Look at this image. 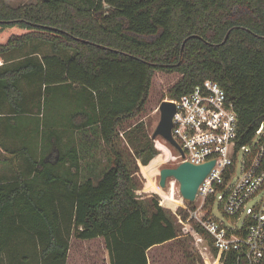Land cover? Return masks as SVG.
Returning <instances> with one entry per match:
<instances>
[{"label":"trees","instance_id":"trees-1","mask_svg":"<svg viewBox=\"0 0 264 264\" xmlns=\"http://www.w3.org/2000/svg\"><path fill=\"white\" fill-rule=\"evenodd\" d=\"M7 2L0 0V124L15 121L16 128L0 132V148L7 152V138L30 142L34 129L17 123L41 118L42 93L64 89L76 99L65 128L92 132L114 159L100 178L79 182L78 151L64 153L57 133L41 142L57 150L52 161V151L40 160L28 147L13 151L25 155L26 166L0 174V264H67L72 238H101L108 264H148L152 247L180 233L155 198L149 216L134 199L115 148L118 131L143 111L161 71L181 76L167 91L172 101L218 84L237 113L238 144H246L264 124V0ZM38 44L50 53L40 55ZM122 135L143 166L155 161L142 123ZM65 161L75 174L60 173Z\"/></svg>","mask_w":264,"mask_h":264},{"label":"built area","instance_id":"built-area-1","mask_svg":"<svg viewBox=\"0 0 264 264\" xmlns=\"http://www.w3.org/2000/svg\"><path fill=\"white\" fill-rule=\"evenodd\" d=\"M167 101L175 105L171 137L181 151L179 164L214 162L184 208L186 220L179 215L178 222L187 223L209 264H264V124L239 145L234 105L212 81ZM215 202L227 224L213 216Z\"/></svg>","mask_w":264,"mask_h":264},{"label":"rangeland","instance_id":"rangeland-1","mask_svg":"<svg viewBox=\"0 0 264 264\" xmlns=\"http://www.w3.org/2000/svg\"><path fill=\"white\" fill-rule=\"evenodd\" d=\"M35 1L36 0H8L7 3L12 7H16L24 4H32L35 3ZM37 46L40 55L50 53V49L47 46L39 44ZM180 77L178 73L161 71L154 73L148 100L143 111L134 119L122 124L118 131V138L115 144L117 152L122 155L124 163L130 170V176L133 181L131 193L134 199L142 206L144 212L149 216L153 212L151 202L152 199L155 198L162 206L164 212L173 220L180 233L177 241L162 246L152 247L147 252L148 264H190L184 260L183 254L186 253H190L195 264H209V260L206 256V262L203 260V251H199L195 245L194 239L189 235L187 223L181 224L177 220V216H182L184 214V208L187 204L179 195L178 183L174 179L168 178L164 188L159 186L160 170L164 168H175L179 164V153L166 141H163L160 137H156L154 140L151 139V143L154 150L157 152V158L147 166H143L140 160L136 159L133 148L128 145L122 135L123 131L126 129H131L136 124L142 123L146 134L151 138L159 121L158 107L162 101L169 100L167 91L180 79ZM66 92L67 91L64 89L59 91L57 89H48L46 92L42 93L40 100L42 106L41 118L24 116L21 118V121L17 123L19 129L28 126L34 129V138L27 143H23L24 141H16V144L28 147L31 155L36 154V160L43 159V157L47 156L52 151L48 158L52 161L57 150L55 148L52 149L51 143L48 145V142H45L46 144L41 142H44V138L42 140V137L47 138L57 133L59 147L64 153L67 149L69 151L72 147L76 148L78 151L79 163L78 172L76 174L77 177H79V182H83L87 179L96 180L111 167L114 158L107 147L95 138V134L92 132L88 130L76 131L73 128H67L68 130L66 131L63 130V128H65V118H63L65 112L68 111L67 116L69 117L76 102V99L71 97L69 92ZM3 121L5 122V120ZM4 122L0 124V132L4 130ZM29 128L26 129L29 130ZM9 131V129H6L5 134H10ZM18 146L7 149L6 153H2L0 148L1 175L10 176L12 171L18 173L26 166L25 155L22 156L17 154L15 153L16 151L10 153V151L17 150ZM58 170L63 175H67V172L73 171L67 161H65L63 167H60ZM213 216L227 224L226 219L223 218L218 210L217 202L213 205ZM179 243L182 244L181 247L178 246ZM68 264H108L103 240L98 238L91 241H79L72 238L70 240Z\"/></svg>","mask_w":264,"mask_h":264},{"label":"water","instance_id":"water-1","mask_svg":"<svg viewBox=\"0 0 264 264\" xmlns=\"http://www.w3.org/2000/svg\"><path fill=\"white\" fill-rule=\"evenodd\" d=\"M159 121L151 136L154 140L156 137L162 138L171 147L181 154L180 148L171 137L172 117L175 113V105L170 101H162L158 107ZM214 162L202 165H192L190 163H180L175 168H164L159 172V186L164 188L168 178L174 179L178 183V191L182 200L192 203L199 185L209 173Z\"/></svg>","mask_w":264,"mask_h":264},{"label":"crops","instance_id":"crops-1","mask_svg":"<svg viewBox=\"0 0 264 264\" xmlns=\"http://www.w3.org/2000/svg\"><path fill=\"white\" fill-rule=\"evenodd\" d=\"M3 128L6 130V129H9L10 131V134H12L13 132L12 131H14V129L16 128V126H15V123L14 122H4V125H3ZM63 130L64 131H66V130H68L67 128H63ZM58 131V130H57ZM18 137V136H17ZM3 141H5L4 143H3V146L4 147H6L7 149H9V148H15L14 146H18L19 144H14L13 143V141L11 140V138H7L6 140H3ZM40 146V145H39ZM19 147H23V146H21V145H19L18 146V148H17V150H21V148H19ZM17 150H13V151H17ZM13 151H10V153H12ZM1 152L2 153H6V151L2 148L1 149ZM57 161V160H56ZM55 161V162H56ZM70 173V174H69ZM75 173V171L73 170V171H70V172H67V175H72V174H74ZM99 239H101V238H99ZM67 264H68V259H67Z\"/></svg>","mask_w":264,"mask_h":264},{"label":"flooded vegetation","instance_id":"flooded-vegetation-1","mask_svg":"<svg viewBox=\"0 0 264 264\" xmlns=\"http://www.w3.org/2000/svg\"><path fill=\"white\" fill-rule=\"evenodd\" d=\"M162 139V138H161ZM163 140V139H162ZM164 141V140H163ZM179 147V146H178ZM176 150V149H175ZM177 151V150H176ZM178 152V151H177ZM179 153V152H178Z\"/></svg>","mask_w":264,"mask_h":264}]
</instances>
